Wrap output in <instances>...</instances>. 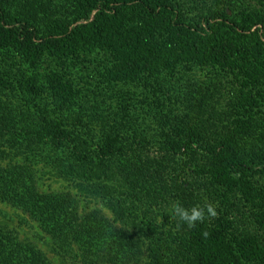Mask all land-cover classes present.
<instances>
[{
  "label": "trees",
  "instance_id": "obj_1",
  "mask_svg": "<svg viewBox=\"0 0 264 264\" xmlns=\"http://www.w3.org/2000/svg\"><path fill=\"white\" fill-rule=\"evenodd\" d=\"M218 3L0 0V206L15 215L0 218V264H264V240L250 228L264 229V191L254 182L264 170V0ZM193 66L236 85L217 130L147 102V92L140 105L116 93L120 109L113 97L94 98L142 81L152 94L171 90ZM195 84L191 108L207 97L203 83L182 85L192 94ZM46 94L50 109L36 102ZM79 99L99 107V143L64 127ZM146 118L160 130L157 156L137 135ZM195 154L205 161L184 176L186 187L170 184L169 167ZM53 172L71 185L48 184ZM199 187L217 215L182 232L164 227L151 202L172 196L191 208ZM242 201L256 208L247 229L235 220Z\"/></svg>",
  "mask_w": 264,
  "mask_h": 264
},
{
  "label": "rangeland",
  "instance_id": "obj_2",
  "mask_svg": "<svg viewBox=\"0 0 264 264\" xmlns=\"http://www.w3.org/2000/svg\"><path fill=\"white\" fill-rule=\"evenodd\" d=\"M180 1H185V0H180ZM194 1V0H193ZM197 1H205L207 7L210 6H217L219 0H197ZM215 70L205 68V67H200V66H193L191 68H181L179 71V74L181 76H178V79H181L179 81L177 79L176 85L174 89L168 90V87L166 84H162L163 86L161 88H156V92L154 94L151 93V89L147 90L148 88L144 89L143 88V81L139 83L138 85H132V84H119L117 91H110V92H104V91H97L98 93L94 92L95 94V99L98 101L105 97L108 96L109 100L107 103L109 104L111 98L113 97L112 104L117 107V109H120V104L123 102L121 97L118 94H123V97L127 98L125 99L126 101L123 102L125 104L127 103H138L140 105V102L143 99V92H147L146 95L149 96L147 99V102L151 103V99H154L155 101H160L164 105H169L171 109H174L176 113L182 115V114H187L189 119L192 120L195 123H204L207 124L208 126H215V129L221 128L222 124L219 123V121L228 120V114L230 112V104L235 101L234 100V95L236 93L235 88L236 85L235 83H232V79L224 80L221 78L220 75L214 74ZM224 73V72H221ZM191 79L192 82L196 83H203L202 88H207L208 90L206 91L207 97L206 99L203 100L202 104L200 105H194L193 108L190 107L188 103L185 102V99L189 95L191 96H196L198 95V84H195L193 86L194 92L192 94L189 92L188 89H185V80ZM191 81H189L190 83ZM90 84H95V83H90ZM90 85V86H92ZM88 86V88H90ZM79 88V87H78ZM144 89V90H143ZM118 93V94H116ZM87 95V91L86 94ZM129 96V97H128ZM11 99L13 100L14 104L19 105L20 101L18 100L17 93H13L11 96ZM157 97V98H155ZM129 98H132L129 100ZM137 100V101H136ZM40 102L38 104H46L47 108L50 109L52 108L51 102L52 100L50 97L46 95H43L41 97H38L36 99V102ZM94 99H84L78 100L76 105H72L71 108L68 111V116L67 119L68 121L66 122L67 124L64 126L66 129L69 131H75L76 133L79 134H86L85 138L87 140V143H99V137L100 134L103 131V120H98L97 115L99 113V107L95 108L96 106L94 105ZM34 103V101L30 102V104ZM154 105L157 104V102H152ZM92 104V106H91ZM99 105V104H98ZM130 108V107H129ZM130 111V110H129ZM133 110L131 109V112ZM135 112V110H134ZM81 120V122H79ZM153 121L152 118H146L143 120V125H139L137 135L138 136H143V139L151 140L154 142V145H150V151L149 155L150 156H157L158 154V149L160 148V143L158 142L159 140V135H160V130H156V126L152 125L151 122ZM191 121V122H192ZM142 123V122H139ZM108 128V127H107ZM136 128V127H135ZM143 128V130H142ZM118 133L119 134H124V136H128L132 130L126 129L122 126H119ZM72 136V135H71ZM196 156V154H195ZM183 155L181 157V165H171L169 167V175H168V182L172 184L173 182H178L181 186L183 185L186 187L185 179L184 176H195L193 171L195 170V164L203 165L204 161L199 157L198 155L196 156L197 160H191L186 158V160L183 159ZM185 161V162H184ZM179 162V161H178ZM56 173H52V175H47L48 180L46 182L50 185H56V186H61V187H67L71 185V180L63 179V178H58ZM171 180V181H170ZM172 182V183H171ZM254 182L256 185H258L263 191H264V170L261 172H258L254 176ZM81 184L77 185L76 190L79 192H83L86 194V197L90 201H94L92 197H90L86 191V189L81 188ZM83 187V186H82ZM174 195V194H173ZM173 205H179L178 201L176 198L172 196H166V200H158L155 202L154 200L151 202V208L153 212H158L157 214H163L166 216V219H163V224L164 227L170 229L171 231H177V232H182L183 228L186 226L183 223L179 222L177 218H175L172 213L171 209ZM206 205H211L214 210H215V215H217V208H218V203L215 201H211L210 198L207 197L205 191L203 193V190L199 187L196 188V200L194 202L193 206H200V207H205ZM261 205L264 207V201L261 203ZM192 206V207H193ZM239 212L236 215V225H240L243 228L247 229L249 226H252V221H251V212H255L256 208H252L249 203H245L242 201V204L239 205ZM11 211L8 210V208H4L0 206V218H6L12 220L11 222H14V217L13 213H10ZM251 231H254V233L258 234L260 239L264 240V229L260 230H254V227H250Z\"/></svg>",
  "mask_w": 264,
  "mask_h": 264
},
{
  "label": "clouds",
  "instance_id": "obj_3",
  "mask_svg": "<svg viewBox=\"0 0 264 264\" xmlns=\"http://www.w3.org/2000/svg\"><path fill=\"white\" fill-rule=\"evenodd\" d=\"M172 215L178 219L179 222L188 226L189 228L195 227L198 222H203L205 215H215V210L211 205L205 207L193 206L191 208H185L180 205H173L171 209ZM207 236V233H203Z\"/></svg>",
  "mask_w": 264,
  "mask_h": 264
}]
</instances>
